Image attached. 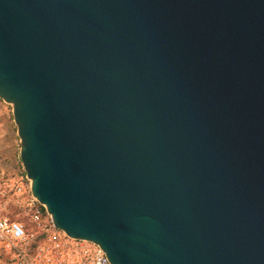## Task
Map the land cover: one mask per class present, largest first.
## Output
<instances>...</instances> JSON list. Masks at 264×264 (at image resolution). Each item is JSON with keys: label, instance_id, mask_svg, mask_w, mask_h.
I'll return each instance as SVG.
<instances>
[{"label": "water", "instance_id": "95a60500", "mask_svg": "<svg viewBox=\"0 0 264 264\" xmlns=\"http://www.w3.org/2000/svg\"><path fill=\"white\" fill-rule=\"evenodd\" d=\"M0 98L112 264H264V0H0Z\"/></svg>", "mask_w": 264, "mask_h": 264}, {"label": "built area", "instance_id": "2783aa9c", "mask_svg": "<svg viewBox=\"0 0 264 264\" xmlns=\"http://www.w3.org/2000/svg\"><path fill=\"white\" fill-rule=\"evenodd\" d=\"M18 179L0 186V247L12 252L16 264H112L103 248L74 238L58 228L32 192V183ZM26 210L27 226L10 205Z\"/></svg>", "mask_w": 264, "mask_h": 264}, {"label": "rangeland", "instance_id": "374dc122", "mask_svg": "<svg viewBox=\"0 0 264 264\" xmlns=\"http://www.w3.org/2000/svg\"><path fill=\"white\" fill-rule=\"evenodd\" d=\"M21 139L14 119L13 104L0 98V186L18 179L27 181V174L20 158ZM10 211L30 226V217L25 209L11 204ZM13 253L0 247V264H16Z\"/></svg>", "mask_w": 264, "mask_h": 264}, {"label": "bare ground", "instance_id": "6f19581e", "mask_svg": "<svg viewBox=\"0 0 264 264\" xmlns=\"http://www.w3.org/2000/svg\"><path fill=\"white\" fill-rule=\"evenodd\" d=\"M33 192V191H32ZM36 197V196H35ZM37 198V197H36Z\"/></svg>", "mask_w": 264, "mask_h": 264}]
</instances>
